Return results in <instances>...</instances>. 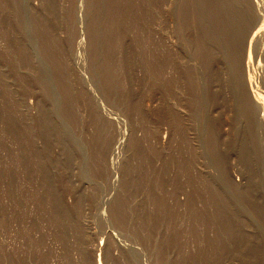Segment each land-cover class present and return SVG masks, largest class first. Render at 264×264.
Segmentation results:
<instances>
[{
	"label": "rangeland",
	"instance_id": "rangeland-1",
	"mask_svg": "<svg viewBox=\"0 0 264 264\" xmlns=\"http://www.w3.org/2000/svg\"><path fill=\"white\" fill-rule=\"evenodd\" d=\"M256 12L0 0V264H264Z\"/></svg>",
	"mask_w": 264,
	"mask_h": 264
},
{
	"label": "bare ground",
	"instance_id": "bare-ground-1",
	"mask_svg": "<svg viewBox=\"0 0 264 264\" xmlns=\"http://www.w3.org/2000/svg\"><path fill=\"white\" fill-rule=\"evenodd\" d=\"M256 2H257V0H256ZM257 5H258V3H257ZM263 5V4H262ZM262 9H263V7H262ZM261 11V10H260ZM263 11V10H262ZM257 13V12H256ZM256 20L254 21V23L252 24V27H255V29H254V31L252 32V37H251V40L250 41H257V40H261L262 38L264 39V13H262V12H259V13H257L256 15ZM262 16V17H261ZM259 21H261V23L259 24V25H257L258 24V22ZM257 53V52H256ZM258 53H259V51H258ZM259 55H262L263 57H264V47H263V49L260 51V54ZM248 58H247V60H246V66H247V69H248V79H249V86L248 87H250V94H251V91H252V103H253V106H254V108H255V110H256V112H258V119L259 118H261V120H263L264 121V97L263 96H261V94H259L258 92H257V87H255V86H257V85H253V82H252V77H251V72H249V69L251 68L252 69V67H250L251 65H250V62L253 60V55H252V52L250 51L249 53H248ZM259 61V60H258ZM253 64V63H252ZM250 67V68H249ZM242 68H243V66H242ZM250 69V70H251ZM261 69H263V72H262V70H261V72H262V75H261V77L264 79V67H262ZM245 70V69H244ZM260 70V69H259ZM254 81V80H253ZM249 93V92H248ZM251 96V95H250ZM260 115V116H259ZM260 120V119H259ZM263 145V147H264V143L262 144ZM244 177V176H243ZM99 257V256H98ZM97 257V258H98ZM103 259V258H102ZM97 261V260H96ZM102 260L101 259H99L98 258V262H99V264H102V262H101ZM105 261L106 260H103V263L105 264ZM98 262H96V264L98 263Z\"/></svg>",
	"mask_w": 264,
	"mask_h": 264
}]
</instances>
